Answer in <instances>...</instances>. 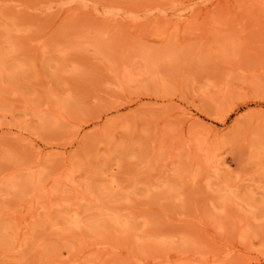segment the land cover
<instances>
[{
	"label": "rangeland",
	"instance_id": "rangeland-1",
	"mask_svg": "<svg viewBox=\"0 0 264 264\" xmlns=\"http://www.w3.org/2000/svg\"><path fill=\"white\" fill-rule=\"evenodd\" d=\"M0 264H264V0H0Z\"/></svg>",
	"mask_w": 264,
	"mask_h": 264
}]
</instances>
